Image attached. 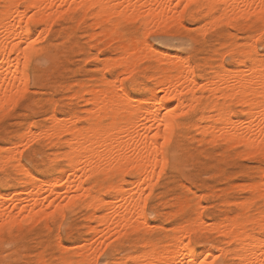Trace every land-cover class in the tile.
<instances>
[{
    "label": "rangeland",
    "instance_id": "1",
    "mask_svg": "<svg viewBox=\"0 0 264 264\" xmlns=\"http://www.w3.org/2000/svg\"><path fill=\"white\" fill-rule=\"evenodd\" d=\"M183 3V6L187 4L188 7L184 8L180 4L181 8H179V11L181 10V14L180 20L177 22L170 20L164 22L162 25L157 24V27L154 25V29L151 30L152 25L146 29L144 17L137 15V18L136 16L132 18L134 20H121L118 34H109L102 31L101 27L95 26L91 18L83 17L80 10L73 11L69 9L71 11H68V8H65L67 6L62 7L65 8V12H62L61 10L63 9L60 7L58 8L60 9L58 10L60 13H56L57 16L55 18L51 16L50 20L48 19L44 22H39L33 18L30 21L29 17L32 16L33 12L30 11L31 13H29L28 11L29 17H24V23H27L32 28L33 36L36 35L33 39L32 36L30 40L35 41V38L38 39L35 43L29 40L25 45L27 47L31 44L27 58L28 68L24 67L23 69V78L25 80L23 79L22 81H25V83L22 82L21 84L18 81V84H21V90H17L15 94V97L18 96L17 100L14 98L11 100L13 103L9 101L0 106V158L1 156L9 157L10 154L12 155L15 152L17 154L15 155L16 158L14 155H12L14 158L9 157L10 159L6 157L7 160L5 157H2L4 162L5 160L7 161L6 163L2 162L3 164L1 163L3 160L0 159V164L2 166L5 164L4 167L1 166L2 169L0 168V195L4 194L7 198V196L9 197L8 194H10L11 199L13 196H16L14 198L19 199L18 201L21 200L22 196H27V193L22 192H29L31 184L23 183L26 177L24 172H21L20 167H24V170L37 177L40 181L41 179L43 181L56 179L60 175V171L67 167L65 155L69 151V147L65 140L68 138L67 134L61 132L52 133L50 128L54 122L51 124L53 118L55 116L58 119L62 117L63 119L60 120L68 121L73 116V119L75 118V121H78L79 125L86 124V116L88 114L86 110L92 108L91 103L85 102L87 100L86 97H89L88 91L91 87L93 88V86L102 84L106 78L116 79L117 75L121 80L118 83L117 79V84H122L133 97L144 96L154 85L153 80L149 78L150 74L154 76L157 69L165 65L159 59L160 55L155 54L159 53L160 50L162 54L164 52H169V55L176 53L188 58L196 66V72L199 76H209L214 70L233 68V59L236 58L234 56H237L238 50L241 49H246V51L251 50L254 58L264 60V16L259 18L254 14H249L248 17H241L237 20L220 18L214 23L211 21L210 16L208 17L206 13L204 14L206 10L202 4ZM1 5L0 3V11L2 10ZM24 5L26 6V3L22 1L21 9ZM55 12L52 15L55 16ZM217 13L218 11H216V15L218 16L219 13ZM25 16H27V12ZM51 18L54 19L51 20ZM204 21L208 22L205 24ZM166 25L167 27H165ZM41 27H45V33L41 32L43 31ZM143 29H145L146 33ZM95 30L97 32L99 30V33ZM257 33L261 34L258 35ZM105 35L107 36L105 37ZM40 37L41 39H39ZM131 37L134 39L138 37L139 40L146 38L147 40H145L146 42L148 41V45L144 40L140 41L144 42L148 47L152 46L151 49L153 50H150L152 53L153 51L155 52L153 53V57H151L152 53L147 49V52L150 51V53H146V58L144 55L140 56L144 59L140 60V58H137L139 60L137 61L138 65L136 63L133 64L135 67H132L133 70L131 68L125 70L114 59L116 56L119 57V54L121 56L122 51L120 46L122 43L134 40ZM245 40H248V43ZM242 41L246 43H242ZM253 41L254 44L256 42L257 48H253L255 46ZM153 47L157 48L158 51L157 49L154 50ZM0 60L2 61L1 57ZM21 60H24L22 56ZM104 60L117 64L114 63L115 65H112ZM103 61L106 63V66L101 67L104 64ZM23 62L25 64V61ZM220 62L222 63L220 64ZM107 63L111 65L108 67ZM22 68L20 71H22ZM103 68L104 71H102ZM121 69L123 73L119 72ZM131 70L133 72H130ZM118 72L121 74L119 75ZM126 73L128 75H125ZM121 75L123 76L122 78ZM72 94L77 95L74 96ZM202 94L206 95L198 87L197 96H202ZM187 97L190 99L191 96L188 95ZM210 100L211 97L207 96L202 99L203 102L199 105H194V107L187 108V110H185L186 108L182 109L185 111L183 115L181 114L183 111H178L179 114H177L175 119V126L168 137L169 143L165 145L164 140L161 141L163 138L160 139V142H163L161 144L163 145L164 160L167 163L164 161L160 168L158 166L156 169L158 174L155 172L156 174L153 176V178L155 177V180L153 179L155 182L151 181L154 182V185H151L150 188H145V192H148H144L146 196L143 195L145 197V218L143 217L141 220L142 222L144 219L146 220H144L145 225H143L144 222H140L142 227L135 223L134 226L136 225L137 227L134 228V226L128 225L125 226L124 231L122 228L124 225L119 226L122 230L117 226L121 234L119 233V235L117 231L112 234V231L115 230L114 227L111 226L112 231H108L106 225L97 224V217L103 214L104 208L99 209L96 212L97 215H94L95 213L92 209H86L84 201L79 199L68 201L66 191L69 186L65 188V184L67 183L62 182L65 181V178H63L60 180L62 185L59 183L63 187L59 186L61 187L60 192H62L60 193V197L58 196V199H55L57 197L55 194L54 196L48 195L49 197H46L47 193L50 192L49 189L44 190L45 192L43 191V193L41 192L38 195L39 198H42V201L40 199L42 204L37 209L39 208L38 210L42 211V215L43 212L49 213H46V215L44 213L43 218H41L42 215H40L41 217L39 215L26 217L24 215H27V213L24 214L26 212L24 211L21 220L18 219L14 224H10L3 218L2 220L0 219V226H2L0 227V264H59L63 258H66L69 264H76L79 258V255L76 253L78 250L81 251L80 248L86 247L83 246L86 244L87 248L85 250L94 251L96 253L95 258H98L97 251L99 252L100 250V252L104 251L108 264H122L131 255H139L142 251H148L150 247H157L158 250L161 247L163 248L174 235L179 234L176 227L178 228L179 224L185 226L186 223H190V220L196 218L195 215H198L197 218L203 219L199 224L204 223V227L205 225L211 227L208 224L212 222V225L218 224L226 220L227 217L239 214L242 209L240 206L244 204L239 203V201L243 202L244 200V202L246 201V207L252 206L248 211V215L251 217L255 209L259 208V206L260 208L264 206L263 189H261L263 193L259 192L261 196L258 193L261 187L260 184L264 187V181H262L264 180V148H260V151L256 153L255 151L258 149L253 150L242 143H236L234 140H226L220 136H212L209 133L201 132L195 124L204 116V107ZM235 103H237L236 99L228 104L230 113L232 112L231 114L234 115L235 119H237L236 116L242 120L246 119L245 114L240 111L241 107ZM172 105L174 107L175 103ZM52 115L54 116L52 117ZM77 115L78 117L79 115L80 117H85L84 119L82 117L77 118ZM50 116L52 118H49ZM28 124H30L29 127ZM46 128H49V130H45ZM25 130L33 141L25 135ZM198 130L200 131L198 132ZM43 131H47L46 135H49L46 137V135L42 134ZM54 134L58 136H54ZM36 135L39 138H36ZM33 137L36 139L34 140ZM29 139L31 143H29ZM24 141L27 142L25 143ZM22 142L25 144H22ZM16 143H20L17 146L20 150H17L14 146ZM10 145L12 150L9 149ZM66 150L67 152H65ZM8 151L12 153L8 154ZM18 151L21 152L19 153ZM251 151H253V154H251ZM13 163L14 165H12ZM112 167L114 169L108 167V170L105 168L107 171L105 169L101 170L102 172L99 171L95 177H92L88 181V185H94L98 194L106 196L108 200L113 201L107 195V187L121 182L126 188H130L131 183L135 180L136 172L135 169L129 166L120 169L118 167L115 168V165ZM161 167L163 168L162 172L160 170ZM254 183L260 185L258 186V190L257 186L255 188ZM248 185H250V189L247 188ZM18 191L20 194H23L20 195V198ZM70 193L73 194V192ZM45 197L46 200H43ZM11 199L8 200L6 206L12 207L16 203V199V201ZM53 199L55 200L53 204L55 205L54 210V206L50 203ZM249 199L252 200L250 201ZM28 200H26V197L25 199L22 197L20 205L17 203L16 205L20 207L27 205L29 209L31 206L28 205L32 202ZM229 200L232 202L230 203ZM186 201L189 205L186 204ZM59 202H63L62 206L56 209V204H59ZM228 203L230 204L228 205ZM197 210H201V212L199 211L198 213ZM17 211L19 209L14 210V213ZM171 211L172 213L170 214ZM28 218H31L32 221ZM34 218L36 222L39 220L36 224ZM204 220L208 223L202 222ZM199 224H188V231H185L186 233L183 232V234L187 235L186 237L184 236L186 239L183 237L184 242L189 243L193 250L197 254H200L199 256L202 259L204 257L209 264H213V262L215 264H235L238 260L234 257L232 251L233 245L229 243V239L221 234L215 228L216 226L211 227L214 228V231L207 227H205L207 228L206 230H203L204 227L202 225L199 227ZM90 225H97L95 227H99L100 231L107 230L106 232L109 234L111 231V234L107 236V233H105V236H101L103 233L101 232L95 236L96 233L92 231L93 228L91 229ZM146 226H149V230L148 227L145 229ZM254 226L250 232L254 233L255 235H253L256 238L258 236L259 240L264 241V230L260 229L259 226ZM103 227L105 229L101 230L100 228ZM189 230L190 235L188 234ZM114 235H116L115 238ZM146 242L149 244H146ZM81 244H83L82 247ZM205 249H208L210 251L208 253L213 255L208 254L206 256L207 252ZM223 254H225V257ZM209 256L211 257L209 258ZM131 262V260H128L129 264Z\"/></svg>",
    "mask_w": 264,
    "mask_h": 264
},
{
    "label": "bare ground",
    "instance_id": "2",
    "mask_svg": "<svg viewBox=\"0 0 264 264\" xmlns=\"http://www.w3.org/2000/svg\"><path fill=\"white\" fill-rule=\"evenodd\" d=\"M22 1L26 3V6L25 5L23 6L25 7L24 10L23 7L21 9ZM183 2H187L188 4L190 3L202 4L206 10L204 14L206 13L208 17L210 16L211 21H213L214 23L220 18H225L227 20L230 19L237 20L241 17L243 18L248 17L249 14H254L256 17L259 18L264 16V0H0V3L2 4L1 5L2 10L0 11V57L2 59V61L0 60L1 61L0 62V106L13 100L14 98L16 99L18 97V96L15 97L17 90H21L20 85L22 84L23 82L22 80L24 79L23 69L25 67L23 61H25V57L28 58V52L30 50V47L29 46L26 47L25 45L29 42V40L33 36L32 28L27 23L26 24L24 23L25 20L24 17H29L28 11L29 13H31L30 11L33 12L32 16L29 14L31 18L39 22H44L48 20L51 16L55 18L57 16L56 13H60L58 12V10H60L58 8L67 6L65 8L66 9L68 8V11L80 10L83 17L91 18L95 26L101 27L102 31L108 32L109 34H118L120 21L130 20L134 18V16H136L137 18V15L144 17V25L146 29L147 27L150 28L151 25L153 26V27L151 26V30L154 29V25L155 27H157L158 26L157 24L162 25L164 22L170 20H175L177 22L180 20L181 10L179 11V8H181L180 4L183 7L182 5ZM13 4L17 5V7L16 8L6 7V5H13ZM32 5H35L36 7L33 8L31 7ZM65 8H62L63 10L61 11L63 12ZM216 11H218L219 13L218 16L216 15ZM26 12H27V16H25ZM54 12H55V16L52 15L54 14ZM54 18H51V20H53ZM207 22L208 21H206L205 24ZM50 23L52 22L50 21ZM202 24L204 25V23ZM165 27H167V25ZM43 28H42L43 31L40 30L42 33L45 31V27ZM144 30L145 29H143V31ZM148 31H150V29H148ZM97 33H99V30ZM34 36L32 37V39L34 38ZM106 36L107 35H105V37ZM41 37L39 39H41ZM37 39L35 38L34 40L36 41ZM145 39H140V40L142 41L144 40L145 43L148 45V41L146 42L147 39L146 40ZM255 39L254 41H256ZM140 40L137 37L130 42L122 43V45L119 43V45H121L120 48L122 51L121 56L119 54V57L118 56H116V58L114 56L113 57L115 58L114 59L115 62L118 61L117 63H119L123 67V69L129 70V68L131 69L132 67L135 68L133 64L135 63L137 64V61H139L137 58H140V60L144 59L140 56L144 55L146 58L147 56L146 53H150V51L153 50L151 49L152 46H149L150 47L149 48L146 44H144V42L142 43V41ZM243 42L244 41H242V43ZM246 42L248 43V40ZM251 42H249V44ZM253 44L251 43L250 45L253 46ZM255 47L256 45L253 48ZM147 49L149 50L151 49V50L150 51L148 50L149 52H147ZM155 49L157 48H154V50ZM154 52L155 51H153V53ZM153 53L151 57H153ZM159 53L162 54V51L160 50ZM159 53H155V54L160 55L159 56L160 58L159 57L158 58L162 62H164L165 65L160 66L157 69L156 74H154V76L150 74L149 78L153 80L154 85L152 88L148 90V92L144 96L133 97L132 94L128 90H126V88L122 84L119 85L117 84V79H118V83H120L119 81H121L117 75L118 78L117 77L116 79L106 78L102 82V84L95 87L93 86V88L91 87V89L88 91L89 97L88 98L86 97L88 101L86 100L85 102L91 103L92 108L90 107L91 108L90 110L88 109L86 110V112L88 111V114L86 116V120H87L86 124L79 125L77 123L78 121L76 122L75 118L73 119V116L70 117V119L68 118L69 119L68 121L60 120L63 119L62 117L60 119H58L56 116L53 118L51 124L53 121L54 122L51 128L49 127L52 133L61 132L68 135V138L65 139L67 142V146L69 147V151L67 152L68 149L65 151L67 152L65 155L67 159V165H66L67 167L60 171V175L56 179L53 178V180L51 179L50 181L49 180L43 181L42 179L40 181L37 179V177L33 176L31 173L24 170L23 169L24 167L23 168L20 167L21 172L23 171L26 177L23 183L31 184L32 187V188L30 187L29 192L26 191L27 188L24 189L26 192H22V193H27V196L25 197L26 200L29 199L28 201L32 202L28 205L31 207L28 209L27 205H22V207L16 205V203L20 205L22 201V197L23 199H25L24 196L22 197L20 196L23 194H20L19 191H18L19 194L18 193L17 194L19 195V198L21 197L20 198L21 200L18 201L19 199L17 200V198H14L16 196H13L14 199L13 198L12 199L13 200L16 199L19 203L15 200L16 203L12 207L10 206L11 208L9 206H6L8 200L11 199L10 194H8L9 197L7 196V198L4 194H2L0 195L1 220L3 218L10 224L11 223L14 224L18 219L21 220L22 213H24V211H26L24 214L27 213V215H24L26 217H34L36 215L39 216L42 215V211L38 210L39 208L37 209V207H39L42 204L41 202L42 198L41 197L39 198L38 195L41 194V192L43 193L44 190L46 191L49 189L50 192L47 193L46 197H49L51 195L54 196L55 194L57 196L55 197V199L56 198L58 199V196L60 197L61 195L60 193L62 192V191L60 192L61 190L60 188L63 187L61 186L62 183H60V180L65 178V181L62 182L68 184V185L65 184V188L69 186L66 191L67 192L66 198L69 199L68 201L74 199L77 200L79 199L84 201L86 205V209L87 208L92 209L95 213L94 215H97L96 212L99 209L104 208L103 214H101V216L98 217L96 216L98 218L97 224L106 225L108 231L111 230L110 228L111 226L114 227L115 230L114 231L111 230L113 232L112 234H114L116 231L118 234L120 233L119 230L117 229V226L120 230H122L123 228V231L124 228H126L125 226L128 225L134 226L135 223L141 226L140 222L143 223L145 220L144 219L143 222L141 221L144 217L145 197H143V195L145 192V188L147 189V187L150 188L151 185H154L153 183L155 182L154 181L155 177L153 178V176H155V174L157 173L156 169L158 168V166L160 168V166H162L165 161L163 145H162L165 136L167 137L170 136L175 126V119L177 117V114H179L178 111L181 110L182 112L183 111L182 109L186 108L185 110H187V108L194 107V105L197 104L199 105L201 102H203L202 99L207 96H210L211 100L204 107L205 110L204 116H202L201 119L195 124V126L199 128L201 132L207 134L209 133L212 136H220L226 140H234L236 141V143L237 142H239L240 144L242 143L246 147L251 148L253 150L258 149L257 151H255L256 153L260 151L259 150L260 148L262 147L264 148V60L263 59L254 58L252 56L251 50L246 51V49H241L238 50L237 56H234L236 58L233 59L234 62L233 68L231 69L223 68L221 70H214V72L209 76H202V75L199 76L196 72L197 69L196 66L193 63H191V61L188 58H185L184 56H181L176 53L172 55L171 54L169 55L168 54L169 52L168 53L164 52L167 54L163 53L162 55ZM21 56L24 59L23 61L21 60ZM113 57H112V61H113ZM115 62L112 63L110 61L109 63L113 65ZM109 63H107L108 67L109 65H111ZM221 63L222 62H220V64ZM102 65L103 66L101 67H104L106 66V63ZM21 68L22 71H20ZM132 70L130 72H133ZM102 71H104V68ZM121 71L123 70L121 69L119 72ZM121 73H119V75ZM125 75L128 74L126 73ZM122 77L123 76L121 75V78ZM18 81L21 84H18L19 83ZM23 83H25V81ZM198 87H200L203 93H205L207 96L206 95L204 96L203 94L202 96L200 95L197 96ZM72 95L75 96L77 94H72ZM188 95L191 96L190 99H188L187 97ZM234 99H236L237 102L235 104H238L241 107V110L240 109L238 110H240L242 113L245 114L246 119L242 120L238 116H236L237 119H235L234 115L231 114L232 112L230 113L228 109V104H230ZM11 103L13 102L11 101ZM173 103H175L174 107H172ZM184 112L185 111H183L182 113ZM53 116L54 115H52V117ZM52 117L50 116L49 118ZM79 117L77 115V118ZM81 117L82 119H84L85 116H81ZM29 125L30 124H28V127ZM165 125H167V129H168L167 132L165 131ZM49 128L48 129L46 128L45 130H49ZM200 130H198V132ZM25 131L23 132L25 133ZM44 132L45 131H43L42 134L46 135L47 131L45 133ZM27 133L28 132L26 131L25 135L29 137L30 135H27ZM32 133H30L31 136H33L34 134ZM48 133L50 132L48 131ZM56 134H54V136L59 135ZM48 135H46V137ZM50 135L52 136L51 133ZM36 138H39V136L36 135ZM160 139L163 142H160ZM31 140L29 141V143H31ZM24 142H22V144ZM16 144L14 146L18 150L19 147H17L18 144L17 145ZM9 149L12 150L11 145ZM10 151H8L7 153L8 154L12 153ZM18 152L20 153L21 151ZM252 152L253 151H251V154H253ZM15 153L14 154L12 153L14 157L15 155H17ZM10 155L9 157L11 158L12 155L11 156ZM2 157L3 156H1L0 158L1 160H3L1 161V163L4 162L3 158L5 156L3 158ZM6 157L5 159L7 160V158L9 157L7 158ZM6 160L4 163L7 162ZM2 164H0L1 169L2 167L5 166V164L3 166ZM12 165H14V163ZM113 165L116 166L115 168L118 167V169L125 168L128 166L132 167L133 169H135L136 173H135V180L131 183L130 188L128 187L126 188V186L121 182L117 183L116 185L114 184L109 185L107 187L108 190L107 195L108 197H111L113 199L112 201V200H108L106 196L98 194V191L95 189V186L94 185L89 186L88 181L92 177H95L99 171L104 170L105 168H107V170L108 167L114 169V167H112ZM257 183H254V185L255 188L257 186V190H258V186L261 185L262 187V184L259 185ZM249 187L250 185H248L247 188ZM261 187L259 188L260 190L258 191V193L261 192V189H263L264 191V187L262 188ZM263 191L261 193H263ZM70 192H73V194H71ZM259 195L261 196L260 193ZM46 197L43 200H46ZM64 197L63 199H65ZM245 202L244 200L243 202L239 201V203L242 204L244 203L242 206H240L242 207V209L239 214H234L233 216L227 217L226 220L219 223L217 222L218 224L212 225L213 223L212 222L208 225H211V227L216 226L215 228L218 229V231H220L221 234H223L227 239H229L228 240L229 243L233 245L232 251L234 253V257L235 259L238 260L235 264H264V241L259 240L258 236L256 238V236H254L255 234L253 233L254 234L253 235L250 232V230L253 229L254 225L259 226L260 229L264 230V206L260 208V206L258 205L259 208L255 209L254 213L250 217V215H248V211L252 208V206L246 207ZM50 203L51 205H53L55 203V200L53 199L52 201H50ZM62 203L60 202L59 204L57 203L56 209L60 208V206H62ZM230 203H228V205ZM236 203H238V201ZM186 204L189 205L187 201ZM53 206H54L53 208L54 210L55 205ZM16 209H19V211L14 213V210ZM199 211L201 212V210ZM182 212L184 211L182 210ZM44 213L46 215V213L48 212H43L42 217L40 216L41 218H43ZM171 213L172 211L170 212V214ZM197 216L198 215H195L196 218L190 220V223L188 222L186 223V225L184 224L185 226L179 224V227L178 228L176 227L179 234L174 235L173 238L170 241H168V243L164 245L163 248L161 247L160 249L161 251L158 250L157 247H150L148 251H144V252L142 251V253H140L139 255L137 254H135V256L131 255V257H129V259H125V261H123L122 264H129L128 260L132 261L130 264H186V262H190V264H196L197 260H199L201 264H204L206 259L204 257L202 259L199 256L200 254H197L189 243L184 242V238L187 235L183 234V232L188 231V227H189L188 224L191 223L199 224V222L203 220L202 218L201 219L197 218ZM37 218L39 219L38 216ZM29 220L32 221L31 218ZM37 222L35 220V224ZM202 222H206V221L204 220ZM203 224L202 223L199 224L200 225L199 227H201V225L204 227ZM143 225H145V222L143 223ZM92 226L90 228L91 229L93 228L92 231L96 233L95 236L97 234H100L101 232H103L101 236L107 233L106 232L107 230H103L105 229L106 226L100 228L103 231H100L99 227H95L97 225L93 227ZM119 226H123V227L121 228ZM135 227L137 226L135 225L134 228ZM147 227L149 230V226H146L145 229H147ZM195 227L197 228L196 225ZM205 227H207L208 229L211 228L210 226L208 227L206 225ZM204 228L203 230L207 229ZM173 229L175 228L173 227ZM211 229L213 230L214 228ZM123 231L121 232L124 233ZM220 232H218V234H220ZM110 234L107 233V236ZM188 234L190 235V230ZM115 237L116 235H114V238ZM147 242L146 244H149ZM83 244H81V247ZM143 244L145 245V243ZM83 246L86 247H82L83 249L80 248L81 251L78 250L79 252L77 251L76 253L79 255L76 264H94V261L97 259V257L95 258L96 253H94V251L90 252L87 249L85 250V248H87V244ZM205 251L207 252V253L205 252L206 256H208V254H210L208 252L210 251L208 249L207 250L205 249ZM99 252L97 251V253ZM224 255L225 254H223V256ZM203 256H204V252H203ZM210 257L211 256H209V258ZM59 264H69V262L66 258H63L61 263ZM207 264L209 263L207 262Z\"/></svg>",
    "mask_w": 264,
    "mask_h": 264
},
{
    "label": "snow or ice",
    "instance_id": "3",
    "mask_svg": "<svg viewBox=\"0 0 264 264\" xmlns=\"http://www.w3.org/2000/svg\"><path fill=\"white\" fill-rule=\"evenodd\" d=\"M6 7H12V8H16L17 5L13 4V5H6ZM31 7L35 8V5H32ZM184 8H187L188 5L185 4L183 6ZM22 19V18H21ZM29 20L31 21V17H29ZM32 43H35V41H32ZM29 47H31V44H29ZM25 68H28V62H27V57H25ZM183 115V113H181ZM167 125H165V131L167 132ZM169 143L168 137L165 136L164 138V144L167 145ZM165 163H167V161H165ZM161 172L163 171V168L160 169ZM2 227V226H0ZM94 264H108V259L105 256L104 251H101L98 253V258L94 261ZM186 264H190V262H186ZM196 264H201V262L199 260L196 261ZM204 264H207V261L204 262ZM213 264H215V262H213Z\"/></svg>",
    "mask_w": 264,
    "mask_h": 264
}]
</instances>
